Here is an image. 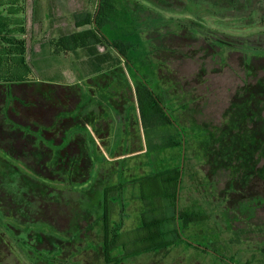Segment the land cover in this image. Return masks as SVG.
<instances>
[{"label": "trees", "instance_id": "trees-1", "mask_svg": "<svg viewBox=\"0 0 264 264\" xmlns=\"http://www.w3.org/2000/svg\"><path fill=\"white\" fill-rule=\"evenodd\" d=\"M150 1L170 10L182 6L176 4L178 0ZM201 1L184 0V5L189 9ZM250 1L224 0V9L238 10L240 3L248 7ZM19 3L0 0V48L6 50L4 65H0L4 74L0 77V153H4L0 155V235L9 238L19 229L41 242L39 236L43 240L55 238L46 230L49 228L69 236L91 230L99 239L96 243L105 264L159 255L182 243L199 248L184 238L183 230L201 215L180 205L183 172L189 170L188 160L194 156L191 147L198 144L221 161L224 172L218 174L228 183L226 187L237 190L246 174L256 173L264 179V76L255 84L243 80L230 98L224 129H196L188 116L194 102L213 92L208 84L209 57L222 56L225 65L233 54L246 53V43L236 42L240 36L211 28L202 19L166 17L139 0H87L86 10L69 12L67 30L56 37L47 36L41 52L35 54L26 38H33V26L27 30L26 2ZM263 5L264 0L259 1L258 12ZM9 6H19L24 13L15 31L10 29L13 20L3 16ZM106 28L122 29L125 36L111 37ZM249 54L252 57L244 59L245 68L253 64L254 57L264 60V53L250 51L246 57ZM68 60L83 68L81 80L120 66L135 78L133 90L141 127L151 133L142 155L152 153L148 160L136 162L145 163L149 172L129 174L130 178L123 177V182L117 183L118 176L115 183L111 182L104 169L110 162L98 159L102 152L83 119L93 104L77 113L55 85L65 83L63 65ZM187 61L197 65L196 72H182L180 63ZM181 74L186 76L185 83L178 78ZM172 114L181 124L189 122L182 127ZM216 137L218 145L210 144L209 139ZM166 152L171 153L172 164L159 162ZM236 158L239 162L233 164ZM110 172L117 175L112 168ZM71 190L79 192L77 200L65 196ZM85 194L93 203L81 210L79 199ZM133 202L139 206L133 227L126 228V219L133 217L126 210ZM251 203L242 204L247 207ZM115 209H119L118 219L113 217ZM81 222L85 223L82 227ZM17 241L25 250L37 254L47 251L28 246L23 237ZM5 243L8 246L9 240ZM54 248L61 254L67 247L61 242L54 243ZM76 257H71L73 262H78Z\"/></svg>", "mask_w": 264, "mask_h": 264}, {"label": "rangeland", "instance_id": "rangeland-1", "mask_svg": "<svg viewBox=\"0 0 264 264\" xmlns=\"http://www.w3.org/2000/svg\"><path fill=\"white\" fill-rule=\"evenodd\" d=\"M139 1L166 17L202 19L211 28L231 36H240L241 39L236 42L246 43L243 50L246 52L245 54L250 51L257 54L264 53V9L258 12L259 7L257 8L261 0H251L248 7L240 3L238 10L229 8V6L224 9V0H204L190 6L189 9L185 7L184 0H178L179 2L176 4L182 6L177 10L167 9L163 4L156 7L152 5L154 3L150 0ZM84 4L85 0H70L71 8H75L77 11L83 9ZM106 31L111 37L125 36L122 29L106 28ZM27 39L31 41L32 38L28 35ZM245 43L243 45L239 44L238 50H242L241 46H244ZM246 48L251 49L247 50ZM245 54H233L225 65L222 56L221 59L217 57L212 59L210 56L207 60L208 84L213 92L208 94V97L200 98L196 103L194 102L195 105L193 104L188 116L190 120L196 123L192 124V126H196V129L200 127V129L209 130L211 126L216 129H224V126H227L224 122L226 120L225 113L230 108V98L243 85L244 81L255 84L263 78L264 60L254 57L253 64L245 68L244 59L249 60L252 57V54H249V57H246ZM66 62L67 64L64 63L63 65L64 72L67 70L63 74L65 83H55L59 84L57 88L64 100L77 113L83 110L82 106L84 104H93L95 107L94 102L96 100L93 99L91 92L99 89V86L92 88L90 85V83L93 84L92 81L88 86L82 85L84 80L91 77L81 80L84 73L83 68L74 60ZM161 64L163 69L169 73L170 70L165 62L162 61ZM177 66L179 67L178 64ZM180 66L182 72L186 75L197 71V65L192 61H187L183 65L180 63ZM120 67L125 75V81L122 85L134 86L135 78L128 76L124 66ZM34 76L36 80L37 75ZM107 76L110 78L115 76L117 79L118 72L109 73ZM190 77L192 78V76ZM30 78L33 80V77ZM178 78L182 83L187 81L186 76L183 74L178 75ZM149 79L152 80L151 77ZM188 79L190 80L189 77ZM196 94L194 93V95ZM125 96L130 97L128 94ZM131 98V107L136 121L138 110L133 87ZM172 116L182 127L187 125L183 124L189 122L182 121L181 124L176 114H172ZM138 120L140 125L127 126L125 129L124 126H87L102 152V154H99L98 159L101 161L106 158L110 162L104 165V169L108 170L112 183L116 182L118 176L117 183L123 182L121 179L128 177L129 174L140 176L149 172V168H146L145 163L136 162L148 160L152 154L142 155L149 146L148 140L151 133L142 129L140 115ZM85 122L88 125L86 119ZM188 126L191 125L188 124ZM124 132L131 135V140L128 137L124 139ZM217 139L219 140L217 137L209 139L212 141L210 144L218 145ZM191 148L194 156L188 160L189 170L186 168V171L183 172L180 205L182 209L192 208L198 215H201V217L195 218L188 228L183 230L184 238L199 248L182 243L169 251L161 252L159 255H143L127 260L125 264H264V179L256 176V173L246 174L247 176L245 175L242 181L244 184L236 187L237 190L233 186L226 187L228 183H224L221 174H218V172H224L221 161L217 162L214 156L207 153L198 144L193 145ZM0 155L4 156V153H0ZM124 158L126 159L124 160ZM171 159V153L166 152L162 153L159 162L163 160L165 164H172ZM238 162L236 158L233 164H238ZM18 165L25 169L27 173L33 175L22 163H18ZM111 168L112 171H117V175L116 173L111 175ZM129 169H131V173ZM219 178L222 179L221 182H219ZM231 181L229 180L230 184ZM56 186L60 185L56 184ZM65 196L77 200L79 192L71 190L65 192ZM112 199L115 200V197H112ZM250 200L253 203H251L252 205L246 207L245 204H242ZM91 202L93 203V201L88 200V195L85 194L80 196L78 207L81 210L87 209ZM137 206H139L137 202H133L131 207L126 210L133 216L132 219L130 217L126 219V228L133 227L134 221L132 220H134L133 218L137 213ZM52 211L54 213V210ZM113 217L115 219L119 218V209H115ZM6 222L9 223L10 221L6 220ZM84 224L81 222L79 226L82 227ZM4 230L2 229L1 234L4 233ZM46 230L57 239L43 240L41 239L43 236H39L41 242H38L34 234L28 235L27 231L24 233L19 229L13 230L14 233L9 238L0 235V264H105L100 245L96 243L99 242V239L92 235L91 230L82 232L78 236H69L53 228ZM22 237L27 241L28 246L30 245L38 251H47L37 254L35 251L25 250V246L17 241ZM5 240H9L8 246H6ZM61 242L62 246L71 247L72 252L67 248L61 254L58 251L54 252V243L60 244ZM34 253L37 255L35 256ZM71 257H76L75 259L78 262H73Z\"/></svg>", "mask_w": 264, "mask_h": 264}, {"label": "crops", "instance_id": "crops-1", "mask_svg": "<svg viewBox=\"0 0 264 264\" xmlns=\"http://www.w3.org/2000/svg\"><path fill=\"white\" fill-rule=\"evenodd\" d=\"M11 1L14 3H16V1L21 3L22 0ZM25 2V19L27 18L28 32L30 30V26H33V28H31V30L33 31V38L31 39V43L30 40L28 41L27 39V41L29 43V46L32 45L33 52L35 54L40 53L42 44H45L47 42V36L56 37L60 34L61 31L67 30L69 12L73 13L77 10L75 8H71L70 0H25ZM5 3H9V0H5ZM87 8V0H85L83 9L86 10ZM3 16L4 18H11L13 20L10 29L15 31L17 29V25L21 23V20H23L24 13L21 11L19 6H9L5 7ZM32 18L34 19V21L32 20ZM27 37L28 35L26 36V38ZM5 52L6 50L1 47V66L4 65L3 59L5 58V56L3 55L5 54ZM65 72H67V70ZM65 72L63 74H65ZM115 72H118L117 79L115 76H113L112 78L107 76L109 73L114 74ZM123 73L124 72H122L121 67H117L110 71L95 75L82 82V85L88 86L90 81H92L93 84L90 83L92 88L99 86V89H95L91 92L93 94V99L96 100V106L87 115L84 116V122L86 119L88 123L87 125L85 122L87 126H124L125 129L127 128V126H134L136 124L140 125V122L138 120L139 113L137 112L135 121L133 115L134 112L131 107V91L133 85H122L125 81V75ZM0 77H4L2 69H0ZM103 77H106L107 79ZM55 85L57 87L59 84ZM127 88L129 90L126 91L125 89ZM126 94H128V96L130 97H126ZM87 105L88 103L84 104L82 106L83 109ZM127 137L129 138V140H131V135L124 132V139Z\"/></svg>", "mask_w": 264, "mask_h": 264}, {"label": "flooded vegetation", "instance_id": "flooded-vegetation-1", "mask_svg": "<svg viewBox=\"0 0 264 264\" xmlns=\"http://www.w3.org/2000/svg\"><path fill=\"white\" fill-rule=\"evenodd\" d=\"M249 264V263H248Z\"/></svg>", "mask_w": 264, "mask_h": 264}]
</instances>
